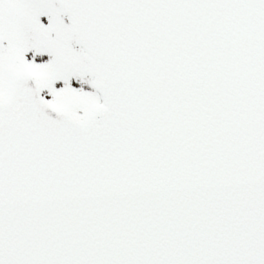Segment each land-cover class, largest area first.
<instances>
[{"label": "snow or ice", "instance_id": "obj_1", "mask_svg": "<svg viewBox=\"0 0 264 264\" xmlns=\"http://www.w3.org/2000/svg\"><path fill=\"white\" fill-rule=\"evenodd\" d=\"M0 264H264V0H0Z\"/></svg>", "mask_w": 264, "mask_h": 264}]
</instances>
